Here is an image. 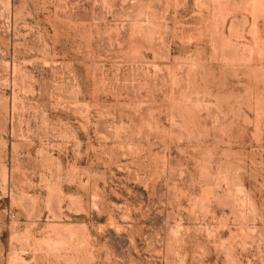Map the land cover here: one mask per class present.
<instances>
[{"label": "rangeland", "instance_id": "374dc122", "mask_svg": "<svg viewBox=\"0 0 264 264\" xmlns=\"http://www.w3.org/2000/svg\"><path fill=\"white\" fill-rule=\"evenodd\" d=\"M0 264H264V0H0Z\"/></svg>", "mask_w": 264, "mask_h": 264}]
</instances>
